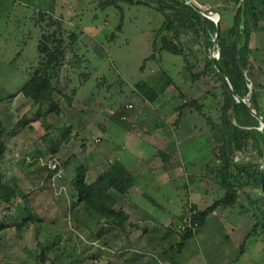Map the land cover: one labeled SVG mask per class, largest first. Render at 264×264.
Masks as SVG:
<instances>
[{"label":"crops","instance_id":"obj_1","mask_svg":"<svg viewBox=\"0 0 264 264\" xmlns=\"http://www.w3.org/2000/svg\"><path fill=\"white\" fill-rule=\"evenodd\" d=\"M197 1L220 10L223 27L232 26L239 7L236 0ZM247 27L251 31L247 77L251 81L257 103L264 112V20L258 25L249 20ZM185 74L183 81L170 78L173 86L190 98H199L202 95L197 91L200 81L192 82L190 74ZM162 79L160 75H155L148 80L150 86L156 87L155 92L159 93L157 100L153 102L144 97L135 86L136 83L133 86L136 90L131 91L128 101L122 103L118 110L107 107L103 101L88 92L80 95L79 87L70 105L66 101H59L62 96L56 93L58 97L55 95V99L60 104L61 113H57L54 129L49 131L59 148L55 155L61 159L66 170L65 179L68 183L65 185L68 192L61 196L69 202L70 215L72 216V211L77 224L85 228L90 244L97 243L100 246L103 264H264V260L260 262L253 257H245V241L251 238L249 232L256 222L248 209L239 208V219L232 221L229 219L231 216L228 220L222 219L228 215L231 206L218 207L208 215L193 236L183 243L182 234L174 229V224L179 223L191 205L203 211L223 197L225 190L218 198L208 194L211 186L221 187L222 138L221 130L215 127L198 129L189 118L196 112L187 113L177 122V106L181 99L172 100L168 89L163 92L158 88V84L166 82L164 79L161 82ZM29 85L25 90L20 89L12 101L3 104L5 118L0 114V121L8 130L10 122L14 121L20 111L23 116L33 107L31 99H28L30 104L28 103L27 108L22 102L23 98L30 97ZM139 96L144 99V104L140 99L137 100ZM210 99L206 103H210ZM211 100L220 101L215 98ZM127 103L135 106V110L129 112V117L137 123L135 129L128 122L120 120L122 107ZM211 105L215 107L214 103ZM162 106H169L168 112L162 113ZM58 124L71 127L69 134L72 137L69 141L62 140L56 129ZM40 125L41 121H34L21 127V132L23 129L28 130V127L41 131L44 126ZM26 133L29 134L27 131ZM261 148L262 153L255 148L237 151L236 158H250L261 164L263 169L264 145ZM114 161H120L137 179L136 185L117 200L116 207H120L128 217L123 227L109 224L95 210L87 208L85 203H76V191L72 183L80 164L87 168V182H93ZM45 168L43 167L46 172ZM181 187L188 193L187 204H183L184 201L179 196ZM255 191L257 188L250 186L240 190L239 204L245 203L249 194L255 195ZM171 196H174V203L177 201L178 215L173 211L171 202L174 200ZM143 199L149 201L142 202ZM74 202L77 205L73 207ZM207 221H211L209 226ZM195 235L199 239L190 251V240ZM221 235L225 236L224 240ZM94 258L92 254L87 256L88 260H96Z\"/></svg>","mask_w":264,"mask_h":264},{"label":"rangeland","instance_id":"obj_2","mask_svg":"<svg viewBox=\"0 0 264 264\" xmlns=\"http://www.w3.org/2000/svg\"><path fill=\"white\" fill-rule=\"evenodd\" d=\"M106 1L0 0V96L19 93L29 78L31 66L39 62L40 54L37 46L41 28L38 25V20L42 22L41 13L48 12L57 20H62L61 22L66 28V35L68 30L78 33L83 31L77 42V51L69 53L65 62L67 65L61 69L60 81L63 82V85H68L70 82L69 88L79 87L80 95L88 92L103 101L107 107L118 110L122 103L128 101L131 91L136 90L133 86L137 82L148 81L150 76L166 74L163 79L167 84L169 82L166 87L169 91H166L170 99L175 101L178 98L190 100L187 94L183 96V92L178 91L176 86L167 80L168 76L175 81H183L185 73L189 74L184 67L182 55L166 50L161 51L159 48L161 40H158V47L154 46L156 30L164 21V14L149 5L129 4L125 1L118 2L119 6L109 5L106 7L104 6ZM120 25L121 28H119ZM165 34L169 33L165 32ZM201 36L203 35L201 34ZM158 38L160 39L161 36ZM214 38L215 35L213 40ZM203 69L204 62H200L195 71ZM87 74L88 78L84 80ZM197 81H200L197 89L198 93H202L200 97L220 85L219 82H216V77L213 74L204 75ZM220 92V90H214V93L220 94ZM55 95L57 96V94ZM168 95L166 96L168 97ZM28 99L31 98L22 99L26 108L29 106L28 103L30 104ZM59 99L64 103V97H59ZM138 99L143 104L145 103L142 96H139ZM215 99L222 100L221 97ZM6 102L5 100L0 104V114L3 118H5L3 104ZM208 102L205 112H210L217 118L216 114L218 113L215 109L218 104L216 105L215 100L213 102L211 99L210 103ZM211 102L215 107L211 105ZM160 108L162 113L169 110V106ZM35 109L34 107L30 108L25 115H32ZM21 114L22 111L14 117V121L10 122L6 138L8 148L2 161V168L8 173L7 180L10 184H15L18 196L13 204L3 203L0 200V221L13 224L0 232V264H44L37 259L40 251L34 225L29 224L22 229L15 227V224L22 222L24 208L28 206H31L45 222H55L54 227L52 226L50 230L63 233L68 239V244L67 242L63 243H66L68 251H71L72 247L76 250L74 257L81 259L80 264H103L100 246L97 243L90 244L91 241L87 239L84 227L74 226L70 218L69 202L61 195L56 196L45 189L48 183V172L46 168L45 172L43 167L51 155L49 148L41 139L46 133L45 125L41 122L40 127L44 126L41 131L28 127V130L22 128L23 132H21V127L17 124L23 117ZM56 115L58 114L55 111H48V122L53 124V128L50 130L54 129L57 121ZM189 118L198 126V129L211 128L213 125V122L206 119L207 117H201L199 113H194ZM0 124L3 123L0 121ZM18 132L20 133L17 134ZM54 134L56 133L53 132ZM64 183H68L67 179ZM221 187L220 185L211 186L209 196L218 198L223 195L225 189ZM25 194H28V204L23 196ZM149 194L151 193L149 192ZM254 194V197H257L261 194V190L257 189ZM179 196L183 199V204L188 203V193L184 188L180 189ZM242 196L246 197L244 194ZM171 197L174 200L171 202L173 211L178 215L177 201L174 203V196ZM148 201V199L142 200L146 203ZM245 204L249 205L248 198H246ZM230 208L228 215L222 219L228 220L229 216L232 221L239 219L237 214L241 208L240 205ZM71 213L73 216L72 211ZM207 223L209 226L211 221H207ZM49 232L42 231L40 239L44 240ZM221 236L224 240L225 236ZM65 238L64 241H66ZM198 239V236L195 235L190 240V251ZM245 242L247 245L246 259L253 257L257 261H263L264 229L262 228L258 233L251 235V238ZM91 254L100 256L94 258L96 260H88L87 256ZM70 260V258H66L67 263ZM45 264H50V262Z\"/></svg>","mask_w":264,"mask_h":264},{"label":"trees","instance_id":"obj_3","mask_svg":"<svg viewBox=\"0 0 264 264\" xmlns=\"http://www.w3.org/2000/svg\"><path fill=\"white\" fill-rule=\"evenodd\" d=\"M120 1H125L129 4L149 5L162 12L164 21L156 30L154 46L156 47L158 40H161L159 47L161 51L166 50L182 55L184 67L189 72L192 82L199 80L204 75L213 74L216 77V82L220 83L218 87L207 91L202 97H188L190 100H182L180 98L182 101L177 106V122L187 113L196 112L213 122L212 128L215 127L221 130L223 167L220 170V184L225 189V193L223 197L217 199L203 211L193 205L189 207V209L198 210L195 220L199 222L200 228L208 215L212 214L218 207H234L239 204L240 190L247 186L261 190V164L252 161L250 158H236L237 151L243 152V150L249 148H255L259 153H262L261 147L264 145V134L259 128L261 121L242 103L237 102L234 105L233 96L229 93L220 73L215 68L210 52L213 45V37L216 34V24L212 20L195 10L186 0H107L104 2V6H119L118 2ZM236 2L239 7L237 8L234 22L230 27H223L222 25L218 42L219 46L214 48V52L220 51L219 62L227 74L236 95L245 98L249 92L246 77L250 67L249 40L251 34L247 24L249 20H253L255 25H258L260 21L264 20V0H236ZM41 15L42 22L38 20L41 36L37 46L40 59L36 65L31 66L29 79L21 88V90H25L27 85L30 84L28 89L32 91L28 90V92L31 93L30 98L33 102V107L36 109L32 115H23L17 124L20 127H25L34 121H41L46 128V133L42 139L50 152L56 154L59 148L49 131L53 128V124L48 122L47 115L49 110L61 113L59 103L55 99L56 93L64 97L67 104H72L78 87L69 88L70 82L68 85H63V82L60 81L61 69L64 65H67L65 62L69 53L77 51V42L83 31L78 33L68 30L66 35V28L64 23L61 22L62 20H57L48 12H42ZM119 28H121V25ZM165 32L169 34H165ZM159 36H161L160 39L158 38ZM200 62H204V69L195 71ZM165 75L160 76L164 78ZM87 78L88 74L84 80ZM167 80L171 82L168 76ZM168 84L167 82L161 85L158 84V88L164 92ZM135 86L144 97L153 102L157 100L159 93L155 92L157 91L156 87L150 86L149 81H139ZM214 90H220L221 92L217 94L214 93ZM17 93L0 96V103L5 100L12 101ZM182 95L184 96V93ZM210 97L211 99L212 97L213 99L222 98L221 101L215 100V104H218L216 109L217 118L210 112H205L206 101ZM250 106L264 117V112L260 109L253 90L251 92ZM124 113H127V111L123 106L120 112V120ZM121 121L124 123L128 122L131 126V122ZM56 129H58L63 141L66 142L71 139L72 136L69 134L70 126L63 127L58 124ZM8 132L9 130L3 124H0V200L3 203L13 204L18 196L17 189L15 184L9 183L7 180L8 173L2 168V161L7 150L6 138ZM86 178L87 168L84 164H80L72 179L76 191L75 202L85 203L87 208L95 210L109 224L123 227L128 217L120 207H116L117 200L119 196L126 195L136 185V177L120 161H114L95 181L87 182ZM23 196L28 204V194ZM247 197L249 205L245 203L239 205L248 209L255 218V225L249 233V235H253L262 228L264 229V196L261 190V194L257 197L250 194ZM75 202L73 207L77 205ZM188 210L180 220L188 213ZM70 218L74 226L78 227L76 218L74 216H70ZM29 224L34 225L37 245L40 251L37 256L39 261L44 264L46 262H50V264L81 263V259L74 257L76 250L72 247L71 251H68V248H66V243L63 242L68 244V239L65 238L63 233L50 230L52 226L54 227L55 222H45L31 206L24 208L22 222L15 224V227L22 229ZM178 224H174V229L177 231H179L177 229ZM11 226L13 224L0 221V232ZM42 231H50L44 240L40 239ZM179 232L182 234V243L195 233L192 229H188L186 232ZM64 238L66 241H64ZM92 257L98 258L99 254H92ZM66 258H70V262L67 263Z\"/></svg>","mask_w":264,"mask_h":264},{"label":"built area","instance_id":"obj_4","mask_svg":"<svg viewBox=\"0 0 264 264\" xmlns=\"http://www.w3.org/2000/svg\"><path fill=\"white\" fill-rule=\"evenodd\" d=\"M248 88L249 92L245 99L248 103H250L251 92L253 90L252 85H249ZM124 107L127 113L122 114L121 120L131 122V127L135 129L137 127V123L129 117V112L134 111L135 106L133 103H127ZM45 166L47 167L48 172V183L45 189L52 192L56 196L66 194L68 192L67 185L64 183L66 170L61 159L57 155L51 154L47 158ZM197 214V209L190 208L188 213L180 220L177 225V229L181 232H186L188 229L196 231L199 228V222L195 220Z\"/></svg>","mask_w":264,"mask_h":264},{"label":"water","instance_id":"obj_5","mask_svg":"<svg viewBox=\"0 0 264 264\" xmlns=\"http://www.w3.org/2000/svg\"><path fill=\"white\" fill-rule=\"evenodd\" d=\"M186 2L188 4H190L195 10L200 12L203 16L212 20L216 24V34H215V38L213 40V45L211 47V54H212V59H213L215 68L220 73L222 80L225 83V85L227 86L229 93L233 96L234 105L237 102L242 103L252 114H254L258 119H260V121H261L260 129L262 130V132L264 134V117L261 116L260 114H258L254 109H252L250 104L246 101L245 98H242V97H239L236 95V93L234 92V90L232 88L230 80L227 77V74L225 73L223 67L221 66V64L219 62L220 51H218L216 54L214 53V48L216 46L217 47L219 46V43H218L219 42V36L221 33V29H222V23H221L222 13H221V11L218 9H215V8H210L208 6L202 5L197 0H186ZM246 82H247L248 86L251 85V81L248 77H246ZM261 190H262V194L264 196V168L262 169V173H261Z\"/></svg>","mask_w":264,"mask_h":264},{"label":"bare ground","instance_id":"obj_6","mask_svg":"<svg viewBox=\"0 0 264 264\" xmlns=\"http://www.w3.org/2000/svg\"><path fill=\"white\" fill-rule=\"evenodd\" d=\"M216 18V17H215Z\"/></svg>","mask_w":264,"mask_h":264}]
</instances>
